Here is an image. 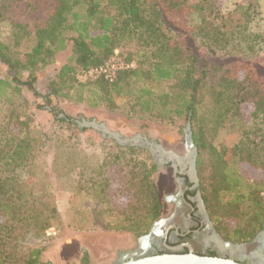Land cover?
<instances>
[{
    "label": "trees",
    "instance_id": "obj_1",
    "mask_svg": "<svg viewBox=\"0 0 264 264\" xmlns=\"http://www.w3.org/2000/svg\"><path fill=\"white\" fill-rule=\"evenodd\" d=\"M21 2L27 0L0 8V21L8 6ZM240 7L242 21L226 31L218 0H50L44 20L17 25L11 43L0 39V63L9 72L0 78V264H41L44 248L25 246L21 238L45 230L56 210L39 212L22 179L42 145L16 108L23 90L37 95L38 74L67 48L43 97L47 105L54 97L94 109L123 108L131 118L190 123L198 191L215 232L225 242L244 244L264 230V73L250 64L222 67L200 60L166 27L167 19H185L188 32L223 48L235 32L245 38L258 14L255 0ZM192 16L196 23L189 27ZM117 50L125 53L118 61L132 67L111 80L81 79ZM162 85L166 91L156 89ZM48 112L55 121H68L60 109ZM225 131L230 137L219 139ZM116 147L91 188L113 220L110 230L140 238L161 216L157 165L147 152L138 158L143 150L137 146Z\"/></svg>",
    "mask_w": 264,
    "mask_h": 264
},
{
    "label": "rangeland",
    "instance_id": "obj_2",
    "mask_svg": "<svg viewBox=\"0 0 264 264\" xmlns=\"http://www.w3.org/2000/svg\"><path fill=\"white\" fill-rule=\"evenodd\" d=\"M191 1L194 4L200 2ZM247 1L218 0L221 15L229 28L226 31H230L231 25L236 26L242 21L240 6ZM255 1L258 14L250 22L245 38L235 32L234 37L230 38L223 48L212 46L201 37L188 32L185 19H167L166 27L185 42V47L200 60L209 59L222 67L232 63L239 64L237 66H241L242 63L250 64L258 72L264 73V0ZM8 3L9 0H0V8ZM49 9L50 0H27L24 3L11 4L7 7L4 20L0 21V39L11 43L17 25L22 28L41 22ZM187 21V25L192 27L196 23V17L187 18ZM252 39H255L254 43ZM69 53L70 49L67 48L56 55L55 62L38 74L35 85L38 96L23 90V99L16 108L21 120L27 121L30 130L38 134L42 145L36 152L31 171L22 174V179L27 182V191L35 196L36 209L39 212L49 215L52 208L56 210L55 216L49 220L45 230L27 232L21 241L25 246L44 248L41 264H115L121 254L133 251L137 247L139 238L110 230L114 224L113 220L103 212L106 206L97 202L91 187L93 183L99 181L98 173L100 169H105L104 165L116 152V145H122L114 138L104 136L100 131L87 126L86 122L94 120L97 124H104L109 131L124 138L131 139L136 135L146 137L151 142L159 144L165 151L182 158L188 156L186 128L189 124L191 131V126L190 123L175 117L171 122L151 121L148 116L147 119L131 118L123 108L94 109L54 97H49L50 103L47 105L43 97L48 93L49 83L54 78L56 70L64 63ZM123 56L125 53L117 50L112 58L118 61ZM8 76L7 68L0 63V78ZM85 78L84 75L81 76V79ZM167 88V85H162L156 89L166 91ZM50 107L60 109L62 112L59 116H66L68 121L65 123L55 121L53 114L48 112ZM248 122L249 120L246 121ZM227 137L230 135L225 131L220 134L219 139ZM139 148L143 152L138 158L142 159L147 152L151 161L157 165L153 180L161 199L160 219H167L173 212L171 198L177 189L176 179L167 165V159L159 163V160L154 161L153 158L155 156L157 159L159 153L152 155L148 149ZM244 172L250 179L254 177L252 171ZM210 224L212 226L211 221ZM214 233L219 236L212 226L213 236ZM254 239L250 243L232 244L234 247L230 248L238 255L257 254L260 245L251 244ZM220 240H218L220 243L227 245L228 242L221 237Z\"/></svg>",
    "mask_w": 264,
    "mask_h": 264
},
{
    "label": "flooded vegetation",
    "instance_id": "obj_3",
    "mask_svg": "<svg viewBox=\"0 0 264 264\" xmlns=\"http://www.w3.org/2000/svg\"><path fill=\"white\" fill-rule=\"evenodd\" d=\"M187 144V142H186ZM187 157L177 161L175 158L167 161L168 167L176 179V192L171 198L173 212L167 219H159L150 231L140 237L137 247L125 255L126 259L162 252H189L205 255L213 252L215 256L235 260L243 264H264V231L251 243H259L258 253L238 255L229 246L220 243L212 235L208 224L205 206L200 201L199 182L196 181V166L193 152L187 149ZM200 196V198H199ZM189 245L190 248L185 245ZM181 246L172 251L168 247Z\"/></svg>",
    "mask_w": 264,
    "mask_h": 264
},
{
    "label": "water",
    "instance_id": "obj_4",
    "mask_svg": "<svg viewBox=\"0 0 264 264\" xmlns=\"http://www.w3.org/2000/svg\"><path fill=\"white\" fill-rule=\"evenodd\" d=\"M85 123V121H83ZM86 125L89 127H93L97 131H100L103 133L104 136L114 138L120 145L125 147L130 146H138L143 147L145 149H148L152 155L157 152L159 153V156H157V159L155 156H153L154 161H163V159H169L175 158L177 161H183L184 158L175 156L167 151H165L159 144H156L154 142H151L146 137H141L140 135H136L134 137L130 138H124L123 136L119 135L118 133L109 131L104 124H97L92 120L91 122H86ZM186 128V146L187 148L191 149L193 152L194 157H196V148L191 140V131L189 129V124H187ZM161 154V155H160ZM164 156V158H163ZM196 181H198L196 179ZM200 198V196H199ZM200 201L203 205L202 199L200 198ZM204 206V205H203ZM206 212V211H205ZM206 216L208 218V215L206 213ZM155 224V223H154ZM208 224L212 228L209 218H208ZM214 236L216 239L220 240V237L214 233ZM222 241V240H220ZM229 247H234L230 243H226ZM182 245L176 246V247H168L170 250L175 251L179 248H181ZM186 247L190 248L189 245H185ZM125 255H130V252H127L125 254H121L120 259L115 264H243L240 262H236L231 259L222 258V257H209V256H200L195 253H192L191 251L187 252L186 254L176 253V252H168L163 254H152L147 256H142L134 259H126Z\"/></svg>",
    "mask_w": 264,
    "mask_h": 264
},
{
    "label": "built area",
    "instance_id": "obj_5",
    "mask_svg": "<svg viewBox=\"0 0 264 264\" xmlns=\"http://www.w3.org/2000/svg\"><path fill=\"white\" fill-rule=\"evenodd\" d=\"M129 67H132V65H128L123 61H116L114 58H110L102 66L89 69L84 74V76L91 80L98 77H103L104 79L111 80L117 71Z\"/></svg>",
    "mask_w": 264,
    "mask_h": 264
}]
</instances>
